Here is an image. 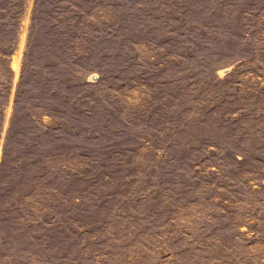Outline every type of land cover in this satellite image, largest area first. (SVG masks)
Segmentation results:
<instances>
[{
    "label": "rangeland",
    "instance_id": "rangeland-1",
    "mask_svg": "<svg viewBox=\"0 0 264 264\" xmlns=\"http://www.w3.org/2000/svg\"><path fill=\"white\" fill-rule=\"evenodd\" d=\"M0 264H264V0H0Z\"/></svg>",
    "mask_w": 264,
    "mask_h": 264
}]
</instances>
